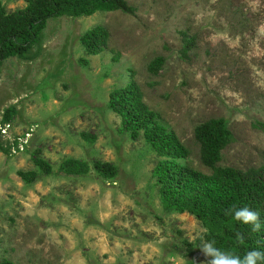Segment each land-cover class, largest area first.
Returning a JSON list of instances; mask_svg holds the SVG:
<instances>
[{
    "label": "rangeland",
    "instance_id": "374dc122",
    "mask_svg": "<svg viewBox=\"0 0 264 264\" xmlns=\"http://www.w3.org/2000/svg\"><path fill=\"white\" fill-rule=\"evenodd\" d=\"M127 1L133 13L51 18L0 64V264H207L216 213L175 189L180 167L213 174L196 128L231 131L220 167L264 166V0ZM100 26L91 53L82 38ZM132 83L152 113L134 132L111 104ZM162 129L187 156L161 153Z\"/></svg>",
    "mask_w": 264,
    "mask_h": 264
},
{
    "label": "trees",
    "instance_id": "16d2710c",
    "mask_svg": "<svg viewBox=\"0 0 264 264\" xmlns=\"http://www.w3.org/2000/svg\"><path fill=\"white\" fill-rule=\"evenodd\" d=\"M25 2L28 6L19 14L8 15L4 11L0 12V64L4 59L24 52L32 46L51 18L89 16L97 11L134 12L127 0H25ZM106 37V29L100 26L88 31L83 36L82 42L91 53H98L104 49L107 43ZM111 98L113 108L122 114L125 126L133 132L138 119L145 122L152 114L145 113L141 100L142 94L134 83L125 89L113 92ZM137 135L138 133L135 137ZM155 136L164 137V142L160 143V147H163L161 153L166 152V148L170 146L174 148L173 155L176 158L188 155V150L182 147L175 137L165 135L163 129ZM195 140L200 146L202 163L211 168L213 174L206 177L179 166L178 172L175 173L178 188L175 189L178 190L184 186L187 193L192 187L191 194L187 195L183 203L189 207L210 208L216 213L208 221L213 231L209 239L210 242L214 241L215 246L222 251L240 257L253 249L264 252V166L246 171L219 166L222 151L233 142V135L222 119H211L198 126L195 130ZM107 165L102 166L107 167ZM167 165H172V163H167ZM160 173L167 172L162 170ZM201 181L208 183L205 191H199L193 195V184ZM197 194L198 197H196ZM234 206H247L257 211L261 230L253 231L251 225L241 224L231 215H226V211ZM6 264L13 263L7 262Z\"/></svg>",
    "mask_w": 264,
    "mask_h": 264
},
{
    "label": "clouds",
    "instance_id": "9594fccd",
    "mask_svg": "<svg viewBox=\"0 0 264 264\" xmlns=\"http://www.w3.org/2000/svg\"><path fill=\"white\" fill-rule=\"evenodd\" d=\"M225 214L231 215L235 221L241 224L251 225L253 231L259 232L261 230L259 213L247 206H234L228 209ZM202 251L206 256L211 257L207 264H261V262H264V252L258 249L249 250L243 257H240L222 251L215 246L214 241L205 243L202 246Z\"/></svg>",
    "mask_w": 264,
    "mask_h": 264
}]
</instances>
